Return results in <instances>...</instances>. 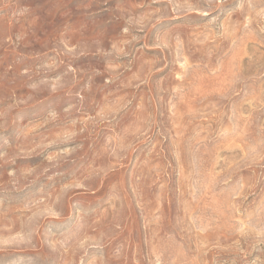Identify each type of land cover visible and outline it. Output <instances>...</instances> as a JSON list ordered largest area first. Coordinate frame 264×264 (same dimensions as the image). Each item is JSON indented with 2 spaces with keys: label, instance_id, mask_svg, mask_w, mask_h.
<instances>
[{
  "label": "rangeland",
  "instance_id": "1",
  "mask_svg": "<svg viewBox=\"0 0 264 264\" xmlns=\"http://www.w3.org/2000/svg\"><path fill=\"white\" fill-rule=\"evenodd\" d=\"M0 264H264V0H0Z\"/></svg>",
  "mask_w": 264,
  "mask_h": 264
}]
</instances>
